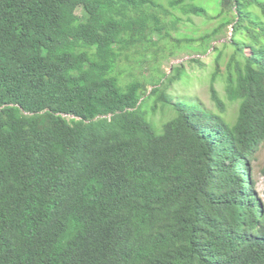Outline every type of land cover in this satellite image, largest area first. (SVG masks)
Here are the masks:
<instances>
[{"label": "trees", "instance_id": "16d2710c", "mask_svg": "<svg viewBox=\"0 0 264 264\" xmlns=\"http://www.w3.org/2000/svg\"><path fill=\"white\" fill-rule=\"evenodd\" d=\"M198 1L0 0V264H264V0ZM183 17L217 27L176 39ZM230 26L220 113L176 102L164 61Z\"/></svg>", "mask_w": 264, "mask_h": 264}, {"label": "rangeland", "instance_id": "374dc122", "mask_svg": "<svg viewBox=\"0 0 264 264\" xmlns=\"http://www.w3.org/2000/svg\"><path fill=\"white\" fill-rule=\"evenodd\" d=\"M217 0H212L211 11L214 12L217 8ZM200 4H204L205 1H198ZM180 15L179 13H176ZM184 22L180 27V32L173 33L174 38L183 39V37H189L194 39H200L205 33L214 30L217 27L218 21L207 22L205 18L192 17L189 21L186 17ZM233 35V27L230 26L224 30L222 36L218 42L212 44L213 49L207 54L203 55L196 52V49L201 48V42H195L192 47L182 51L175 58L166 59L163 63L162 69L165 70L170 75L173 73L174 67L183 65L186 72H188V84L184 86H177L173 93L176 102H180L189 107L191 105H196L201 108V110L208 113L219 114L220 111L214 104L211 96V86L214 74L218 69V59L220 52L222 51L221 59V70L226 69L227 63L233 54V46L228 49L224 48V45L228 43ZM159 37H155V41H158ZM175 42H170V46ZM165 43H163V46ZM185 46V45H184ZM218 50H214V49ZM202 51V49H200ZM201 60L202 64L191 63L192 60ZM128 68V67H127ZM149 69L147 66L141 70L140 75L143 77L149 75ZM140 76V78L142 77ZM226 80L224 78H219L215 82V88L219 92L220 98L226 106V112L222 114L225 122L233 125L239 113V104L231 103L229 101L228 93L226 90ZM151 89V88H150ZM156 101L151 100L149 106L146 108L150 122L153 124L155 131L158 135L163 134V127L168 122L176 118V112L171 108H163L159 106L158 111L155 112ZM251 170L253 172L252 182H254V191L258 196L263 208H264V144L255 152L252 161L250 162Z\"/></svg>", "mask_w": 264, "mask_h": 264}]
</instances>
